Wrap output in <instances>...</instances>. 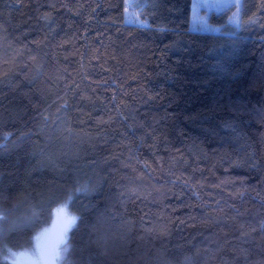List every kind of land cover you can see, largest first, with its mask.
<instances>
[{"label":"trees","instance_id":"trees-1","mask_svg":"<svg viewBox=\"0 0 264 264\" xmlns=\"http://www.w3.org/2000/svg\"><path fill=\"white\" fill-rule=\"evenodd\" d=\"M124 3L0 0V264L67 201L62 264H264V0Z\"/></svg>","mask_w":264,"mask_h":264},{"label":"rangeland","instance_id":"rangeland-1","mask_svg":"<svg viewBox=\"0 0 264 264\" xmlns=\"http://www.w3.org/2000/svg\"><path fill=\"white\" fill-rule=\"evenodd\" d=\"M134 2L135 0H128L129 15H126V19L129 22H138L132 15L137 13ZM216 2L217 0H192L190 24L193 30L208 31L211 29V26L207 22V16L211 11H220V9L214 6ZM209 5L212 6L210 7ZM233 9L236 12V9ZM62 206L66 208L69 214L73 215L68 208V201L55 206L52 210L49 223L41 228L29 243L24 247L9 252L8 257L11 264H62L65 250L63 247L64 242H59L61 220L60 214L57 212ZM41 249L49 252H58V255L51 260L38 257L37 253Z\"/></svg>","mask_w":264,"mask_h":264},{"label":"snow or ice","instance_id":"snow-or-ice-1","mask_svg":"<svg viewBox=\"0 0 264 264\" xmlns=\"http://www.w3.org/2000/svg\"><path fill=\"white\" fill-rule=\"evenodd\" d=\"M209 6L211 7L212 5H209ZM214 6L220 10H229L231 8H235L236 12H234L230 17H228L229 23H234L236 27L242 26L244 21L242 20V18L240 16V10L243 7V5L240 3V0H217V2L215 3ZM123 7H124V14L129 15L128 0H125ZM136 7H138V8L147 7V5H139L138 4V5H136ZM132 15L135 17V19L138 20V22L141 26H143L146 23L145 20L140 19L139 13H135ZM249 22H251V21H249ZM10 135H11V133H6L5 139H8L10 137ZM57 212L60 214V220H61L59 242L63 243L67 233L74 226L78 217L69 214L64 206H62L60 209H58ZM9 251H11V250H9ZM37 255H38V257H44L46 259L51 260L58 255V252H55V251L49 252V251H46L44 249H41L37 253Z\"/></svg>","mask_w":264,"mask_h":264}]
</instances>
